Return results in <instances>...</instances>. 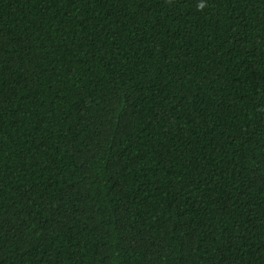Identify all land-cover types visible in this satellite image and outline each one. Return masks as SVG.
<instances>
[{"label": "trees", "instance_id": "1", "mask_svg": "<svg viewBox=\"0 0 264 264\" xmlns=\"http://www.w3.org/2000/svg\"><path fill=\"white\" fill-rule=\"evenodd\" d=\"M0 264H264V0H0Z\"/></svg>", "mask_w": 264, "mask_h": 264}, {"label": "clouds", "instance_id": "2", "mask_svg": "<svg viewBox=\"0 0 264 264\" xmlns=\"http://www.w3.org/2000/svg\"><path fill=\"white\" fill-rule=\"evenodd\" d=\"M199 7L203 8V7H204V4H203V3H201V4L199 5Z\"/></svg>", "mask_w": 264, "mask_h": 264}]
</instances>
